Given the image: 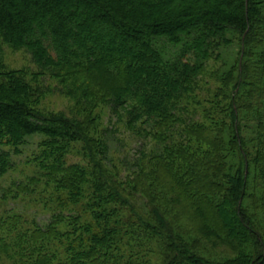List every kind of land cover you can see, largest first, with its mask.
Masks as SVG:
<instances>
[{
	"label": "trees",
	"instance_id": "trees-1",
	"mask_svg": "<svg viewBox=\"0 0 264 264\" xmlns=\"http://www.w3.org/2000/svg\"><path fill=\"white\" fill-rule=\"evenodd\" d=\"M1 43L155 143L122 159V177L109 128L88 139L91 115L38 110L28 83L0 79V264H264V0H0ZM213 57L232 102L197 117ZM35 142L83 143L87 164ZM30 198L52 215L30 221Z\"/></svg>",
	"mask_w": 264,
	"mask_h": 264
},
{
	"label": "rangeland",
	"instance_id": "rangeland-1",
	"mask_svg": "<svg viewBox=\"0 0 264 264\" xmlns=\"http://www.w3.org/2000/svg\"><path fill=\"white\" fill-rule=\"evenodd\" d=\"M152 13L156 14L157 12L154 9ZM219 67L220 63L217 61V59L214 57L210 58L206 62L205 67L199 76L200 81L198 80L199 82L197 85L193 87L194 91L191 95L192 98L190 101H192L191 106L192 108L194 106L195 110H198L195 104H199V111L196 114L197 117L201 116L200 110H211V114L213 116L222 115L225 105L232 102L233 87L231 84L226 85L217 78V69ZM14 76H19V78L11 81V78ZM0 79L11 82L13 87L19 85L21 88L28 86L29 84L31 91L30 95L28 96V103L31 107H34L38 110H42L44 112L63 111L67 113H73L80 120L88 114L91 115L92 119H95L91 122V131L88 132V139L101 138L106 134L105 129L109 128V130L112 131L111 136L113 134V138H119L118 144H122L118 145L111 141V152L114 153L112 158L116 165L115 170V165L113 162L114 171L115 174L120 172V176L122 177L125 175L126 168L122 166V159L126 156L128 159H131L132 157L137 158L140 154L139 149L143 148L145 151H150V143H155L150 135L152 132L151 130L148 129V133L145 134L146 138H142L133 134L131 132V128L125 125V123L123 124L122 122H118L115 116V111L108 103H101L100 105L93 107V104L88 105L86 100H82L81 104H77L75 98L70 96V94L66 92V89L56 90V81L49 79L47 74H39L37 66L34 65L30 54L24 49H14L5 43H1ZM145 127L147 126L145 125ZM40 138V136L36 137L37 142L40 140ZM61 145L62 144H54L47 147H40L38 149L37 143L35 142L30 148L32 152L44 154L45 158L51 162L56 160L57 155L59 156L61 152L66 151V165L76 164V166L81 167L87 164V157L84 155L86 154V150L83 143L72 142L68 146L64 145V148L59 150L58 147ZM22 170H26V168L23 169V165L19 169L15 170L13 174L15 176H19ZM46 187H49V185L42 184L44 191ZM82 188L83 190L85 189L84 193L88 196V198L96 192L93 181H89V184L87 185L84 182L82 184ZM33 201L34 200L32 198L29 200H20V202H25L26 209L21 207L19 211L24 212L22 211V209H24L26 214L28 213L26 216L30 221L31 218L34 217H38L41 219V221H45L46 217L52 215L53 211H48V209L42 208L43 201H40V203L37 204ZM10 204L16 206V204L12 201ZM33 207H36V209ZM58 209H60L65 216L70 213V207L58 206ZM132 243H134V241H132ZM138 250L139 249L137 248H133L135 253H137ZM136 258L137 256L133 259L136 260Z\"/></svg>",
	"mask_w": 264,
	"mask_h": 264
}]
</instances>
